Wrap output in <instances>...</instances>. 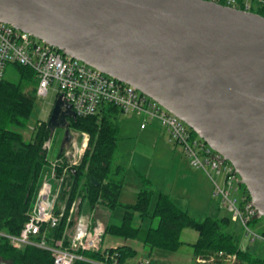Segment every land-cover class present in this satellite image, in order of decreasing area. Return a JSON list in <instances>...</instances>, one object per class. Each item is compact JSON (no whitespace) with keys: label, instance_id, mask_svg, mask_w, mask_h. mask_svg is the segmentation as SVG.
I'll return each mask as SVG.
<instances>
[{"label":"water","instance_id":"1","mask_svg":"<svg viewBox=\"0 0 264 264\" xmlns=\"http://www.w3.org/2000/svg\"><path fill=\"white\" fill-rule=\"evenodd\" d=\"M0 22L123 82L183 121L264 218V17L208 0H0ZM76 119L59 95L47 126Z\"/></svg>","mask_w":264,"mask_h":264},{"label":"trees","instance_id":"2","mask_svg":"<svg viewBox=\"0 0 264 264\" xmlns=\"http://www.w3.org/2000/svg\"><path fill=\"white\" fill-rule=\"evenodd\" d=\"M236 1V8L245 10L244 1ZM225 3L226 0L219 2ZM248 11L264 17V6L250 7ZM13 65L19 82L13 83L4 77L0 81V231L16 235L28 220L42 172L49 164L45 144L51 139L52 132L47 121H37L28 139L22 134L34 111L37 81L33 70ZM28 86H31L30 93L25 92ZM120 116L122 112L117 107L107 104L96 114L70 120V131L87 133L89 141L80 164L69 170L62 185L56 206L58 209L66 202V212L57 227L49 228L50 237H63L67 243L79 216L92 214L99 207L109 211L120 207L123 210L120 224L106 223L104 237L108 235L124 242L137 239L140 227L133 223L134 214H137L140 221L149 220L142 238L143 248L149 255L154 250L176 252L183 244L180 241L182 230L190 228L198 235L191 244L194 261L202 256L213 258L208 264H231L218 257L222 253L236 257L232 264H264L263 258L254 256L248 246L241 245L240 237L230 230L233 222L229 215H220L221 206L211 214L194 219L180 198L155 192L149 187L137 192L133 204L119 202L126 172L125 167L114 159ZM61 156L59 152L57 158ZM142 184L150 185L145 177H142ZM76 200L80 201L78 210L69 220V208ZM80 254L85 260H77L74 264H111L112 261L105 260V255L115 254L118 264H127L137 256L128 245ZM0 264L54 263L48 251L31 246L15 249L0 238Z\"/></svg>","mask_w":264,"mask_h":264},{"label":"built area","instance_id":"3","mask_svg":"<svg viewBox=\"0 0 264 264\" xmlns=\"http://www.w3.org/2000/svg\"><path fill=\"white\" fill-rule=\"evenodd\" d=\"M219 3L220 0H208ZM264 6V0H253ZM236 0H226L225 6L236 7ZM250 8L246 3L244 9ZM8 64H18L33 70L37 81L36 96L46 98L49 90L61 95L70 104L76 117L96 114L104 105L117 107L122 115L139 119V128L146 129L153 122L158 123L169 139L180 147L189 165L202 172L211 183L213 196L228 213L230 220L238 224L251 245L263 244L264 234L254 232L249 223L256 210L241 184L240 177L229 162H221V156L211 150L183 121L166 111L157 102L140 93L135 88L105 75L79 60L63 55L56 48L32 37L30 34L0 22V81ZM62 156L49 162L50 176L45 177L37 190L28 220L18 234L0 231V238L15 248L26 246L48 251L54 264H74L85 260L83 251H102L105 225L91 224L87 216H79L68 242L64 238L50 237L49 228H55L65 216L66 202L57 209L56 202L69 170L78 166L88 145L89 136L85 132H72ZM49 149V144H45ZM56 184L55 193L50 182ZM238 197H235V195ZM79 200L74 201L68 212V219L78 210ZM116 254L105 255V260L118 264ZM227 263H234V255L218 254ZM212 257L195 258L197 264H208ZM104 264V263H101ZM137 264H150L148 260Z\"/></svg>","mask_w":264,"mask_h":264},{"label":"rangeland","instance_id":"4","mask_svg":"<svg viewBox=\"0 0 264 264\" xmlns=\"http://www.w3.org/2000/svg\"><path fill=\"white\" fill-rule=\"evenodd\" d=\"M243 1L247 5H250L251 0ZM4 79L13 83L19 82V75L16 72L13 64H8L6 66ZM30 90L31 86L25 88V92L27 93H30ZM55 100L56 94L52 90H49L46 98L36 97L34 111L30 117L28 126L26 129L21 131L26 139L30 137L32 128L37 121H48ZM64 132L65 130L62 127L56 128L52 132L51 139L48 142L49 149L47 151L49 162H54L56 160L62 144V140L64 138ZM160 134L163 135V137L166 136L164 131H162V133ZM139 141H144L143 139L139 138V119L131 116H120L118 141L114 159L115 161H118V163H121L126 169L124 180L125 190L123 191V200L121 201L134 202L137 191L146 187H149L150 189L156 191L155 189L161 186L162 180L166 176V167L168 168L169 161L164 157L160 158V160L155 158L154 160H152V167H150L148 160H145L140 155L135 154L139 153V151L141 150L140 145L142 143L139 144ZM177 149L179 150V148ZM187 166V177L180 180V185L182 186V188L185 187L179 193V195H181L183 198L181 196H179L178 198H180L187 205L186 208L188 214L194 219H199V217L203 214L213 213L215 208H219L220 203L219 199L213 196L210 181L206 177H204L201 172L195 171L196 169ZM49 170L50 169L47 165L42 172L40 180L42 178L44 179V176L49 179V176L51 174L49 173ZM154 170L158 174L155 175L151 180L149 177H151V175H154ZM147 173L149 174V176H147ZM142 177L151 180V183L153 184L143 185ZM192 178L195 179L194 185L196 186V190H193L195 186L192 185ZM169 183L170 181L167 182L166 185ZM50 184L53 187V193H55L56 184L52 181L50 182ZM165 189L166 186L164 188V191ZM238 195L239 194L235 195V197H238ZM171 197L177 198L176 196ZM153 203L154 200H152L150 204V209H152ZM219 211L220 215L228 214L222 207ZM103 212H105V215ZM95 215L97 218L102 219L103 221L105 219H108L107 223L118 225L121 222L123 210L120 207H117L113 211H109L103 207H99L93 214V216ZM133 223L135 226L140 227V234L137 239L128 241V243L130 246L139 249V259H142V261L152 260V264H197L194 261L193 250L190 244L195 241V237L197 236V233L193 229L186 228L184 229L185 231L182 230L183 232H181L180 241L183 244L176 252L169 253L163 250H154L149 255L148 250L144 249L142 245L143 234L145 232V229L149 225V220L145 219L144 221H140L138 215L134 214ZM153 225L155 226L156 222H154ZM249 228L256 233L264 234V218L261 217L258 219H253L249 223ZM230 230L238 237H240V239L244 235L241 227L238 224L232 223ZM121 241L120 239L118 240V242ZM115 242L116 238L107 235L105 236L103 242V248L111 247ZM256 246L257 245H251L249 247V251H251L254 256L264 258V254L259 252V248L261 251L264 250V245L260 247Z\"/></svg>","mask_w":264,"mask_h":264},{"label":"crops","instance_id":"5","mask_svg":"<svg viewBox=\"0 0 264 264\" xmlns=\"http://www.w3.org/2000/svg\"><path fill=\"white\" fill-rule=\"evenodd\" d=\"M255 4H256V2L251 0L249 6L252 8L254 6H259V4H256V5ZM139 124H140V122H139ZM162 131H164L163 128L156 122H153L150 126H148L144 130H141L139 128V138L143 139L144 141H139V144L142 143L140 145L141 150L139 151V153H135V154L140 155L145 160H148L150 167H152V160H154L155 158L160 160V158L164 157L166 160L169 161L168 168L166 167V176L162 180L161 186L159 188L155 189L156 190L155 192H162V193H165L167 195L176 196L178 198L179 196H181V195H179L180 191L183 188H185V187L182 188V186L180 185V180L187 177V174H186L187 164L190 168H191V166L189 165L186 158L183 156L180 147L177 146L176 144H174L169 139V137L167 136L165 131H164V133L166 136L164 135L165 137H163V135L160 134V133H162ZM177 148H179V150ZM48 167H49V164H48ZM195 171H198V170H195ZM50 172L51 171L49 170V173ZM157 174L158 173L154 170V175H151V177H149V178L152 180L153 177ZM147 176H149L148 173H147ZM204 177H205V175H204ZM44 178H45V176H44ZM151 180L148 179L149 183L153 184V183H151ZM42 181H43V178L40 180V184ZM169 181H170V183L166 185V183ZM40 184H39V187H40ZM194 184H195V179L192 178V185L195 186ZM165 186H166V189L164 191ZM124 190H125V184L120 191L119 202L123 205L133 204L135 202V200H134V202H132V201H127V202L121 201V200H123V191ZM193 190H196V186L194 187ZM135 199H136V195H135ZM95 212H96V209L92 214H83V215L87 216V218L90 220L91 224H94L96 222H101L105 225L108 222V219H105L104 220L105 222H104L102 219L97 218L96 215L93 216V214ZM103 213L105 215V212H103ZM226 215H228V214H226ZM234 224H236V223H234ZM183 231H185V230H183ZM197 236L195 237V241L197 240ZM104 239H105V237H104ZM104 239H103V242H104ZM118 240L119 239H116V242L114 243L113 246L104 247V248H103V242H102V249L115 248L117 246H122V245L130 246L128 241L124 242V241L120 240L121 242H118ZM195 241L193 243H195ZM240 242H241L242 246H248V247L251 246L248 239L244 235L242 236ZM193 243H190V244H193ZM255 245H257L256 247H260V246H263L264 243L263 244H254V246ZM130 247L133 248L137 252V256L133 259L128 260L127 264H137L138 262H141L142 259H139V249L134 248L132 246H130ZM259 252L264 254V250L261 251L260 248H259ZM144 261H146V260H144ZM149 262H150V264H152V260Z\"/></svg>","mask_w":264,"mask_h":264},{"label":"flooded vegetation","instance_id":"6","mask_svg":"<svg viewBox=\"0 0 264 264\" xmlns=\"http://www.w3.org/2000/svg\"><path fill=\"white\" fill-rule=\"evenodd\" d=\"M70 120H71L70 117L66 118V122H67L68 124H69Z\"/></svg>","mask_w":264,"mask_h":264}]
</instances>
